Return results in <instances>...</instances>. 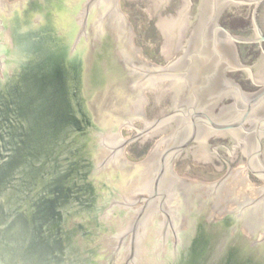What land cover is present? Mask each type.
Masks as SVG:
<instances>
[{
	"label": "water",
	"instance_id": "obj_1",
	"mask_svg": "<svg viewBox=\"0 0 264 264\" xmlns=\"http://www.w3.org/2000/svg\"><path fill=\"white\" fill-rule=\"evenodd\" d=\"M205 1L157 20L164 68L143 60L120 0H0V264H264V186L225 159L216 182L174 173L187 155L212 163L217 142H203L249 118L258 145L264 136V92L251 101L227 75L235 42L251 41L218 26L230 0ZM200 15L190 50L181 29ZM155 88L158 102L176 95L150 123L144 92ZM227 92L242 104L232 124L205 114ZM176 118L145 161L127 160L129 143ZM125 127L138 134L124 139ZM243 164L264 179V164Z\"/></svg>",
	"mask_w": 264,
	"mask_h": 264
},
{
	"label": "rangeland",
	"instance_id": "obj_2",
	"mask_svg": "<svg viewBox=\"0 0 264 264\" xmlns=\"http://www.w3.org/2000/svg\"><path fill=\"white\" fill-rule=\"evenodd\" d=\"M10 4H17L23 0H8ZM198 2L199 0H193ZM183 0H171V5L163 11H155L152 0H120L121 9L133 27L134 37L133 42L137 48L143 51V60L155 66L166 67V62L161 54V49L164 44V37L161 35L157 27V20L160 17L175 16L180 10ZM162 90L155 88L153 92L146 90L145 98L149 104L145 106L144 114L150 123L157 121L160 118L168 116L172 112L173 102L176 93L171 91L160 102L157 101V96L161 95ZM180 119L176 118L165 126L147 133L125 147V157L131 163H140L147 159L156 143L172 134ZM122 137L126 140L134 138L138 131L133 128H122ZM226 147H218L216 154L213 157L212 163L197 164L192 155H187L174 164L175 175L182 178H191L198 182L212 183L221 180L228 173V163L232 169L243 170V175L248 177L249 181L255 187L261 188L264 186V179L258 178L249 165H244V162H249L248 158L239 151L235 156H230ZM228 162H226L225 160Z\"/></svg>",
	"mask_w": 264,
	"mask_h": 264
},
{
	"label": "flooded vegetation",
	"instance_id": "obj_3",
	"mask_svg": "<svg viewBox=\"0 0 264 264\" xmlns=\"http://www.w3.org/2000/svg\"><path fill=\"white\" fill-rule=\"evenodd\" d=\"M252 1L254 0H230V4L221 11L218 19V26L225 28L236 38L251 41L248 43L235 42L237 47L236 59L238 69L236 68L233 73L231 71L227 72L228 77L231 73L229 82L241 90L245 96H248L251 101L264 92V2L256 10L257 4ZM208 3L203 0V10ZM190 5L191 3H189V8L191 7ZM255 14L256 19L254 18ZM187 19L185 24L188 25H185L181 30L185 38L191 34L188 48L190 49L193 36L202 28L205 29L207 24H203L201 21L202 15ZM218 34L221 37L225 36L223 30H220ZM183 50L184 47H179L178 52L181 53ZM173 64L175 65V63ZM239 106H242L241 102L236 100L231 95V92H227L216 106L205 110V114L212 119L223 117L222 120L225 124H232L239 118L235 116L236 109ZM259 115V121L264 119V106L259 112ZM249 119L252 121L251 118ZM250 121H247L243 124L242 128L235 131L229 130L212 135L203 144L205 146H211L212 140H214V142H217L215 144L216 150L218 147H232L230 151L232 155H236L239 151L243 152L242 147H247L249 151L252 147L253 150L249 154V157H255L252 160L250 159L249 163L252 162L256 165H259V163L264 164V136L260 138V144L258 145V139L256 137L258 121L256 120V123ZM208 133L206 135H209ZM245 150L248 152L247 149Z\"/></svg>",
	"mask_w": 264,
	"mask_h": 264
}]
</instances>
